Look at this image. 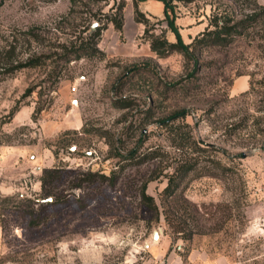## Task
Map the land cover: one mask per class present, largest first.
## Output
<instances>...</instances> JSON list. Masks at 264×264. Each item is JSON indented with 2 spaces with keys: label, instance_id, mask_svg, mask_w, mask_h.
Masks as SVG:
<instances>
[{
  "label": "rangeland",
  "instance_id": "374dc122",
  "mask_svg": "<svg viewBox=\"0 0 264 264\" xmlns=\"http://www.w3.org/2000/svg\"><path fill=\"white\" fill-rule=\"evenodd\" d=\"M164 1L137 5L174 41ZM167 1L192 57L156 56L132 0H0V264H264L263 18ZM212 17L231 34L194 40Z\"/></svg>",
  "mask_w": 264,
  "mask_h": 264
},
{
  "label": "trees",
  "instance_id": "16d2710c",
  "mask_svg": "<svg viewBox=\"0 0 264 264\" xmlns=\"http://www.w3.org/2000/svg\"><path fill=\"white\" fill-rule=\"evenodd\" d=\"M185 1L190 2L192 0H185ZM251 1L253 2L255 8L258 9V12L253 13L252 15H249V16L254 18L258 14L260 15L261 18H263L262 22L264 23V5L258 4L256 0H251ZM123 6H124L123 3L117 4V6L115 7V12L117 14V17L108 19V21L112 23L113 27L117 31H121L122 26H123V18H122ZM132 6H133L134 21L140 22L144 25V34H146L145 39L148 41L149 49L153 53H155L156 56L163 57L166 54L170 53L171 51H179V52H183L187 57H190V56L192 57V52L190 50L191 43L183 42V40L181 39V36L179 35L173 23V19H171L168 16L167 7L169 6V3L167 0L164 1V12H165V17L167 19L168 27L175 34L174 41L168 40L162 33L160 34L149 33L148 28H147L148 18L144 15V13L141 10L138 9L137 0H132ZM209 25H211L214 28L212 29H210L209 27L206 28L200 33L201 37L194 38V40L196 41L198 40V42L199 41L203 42L205 38H208L209 40H213L217 42L220 39H226V37L231 34L232 32L231 30L233 28V26H229L226 23L220 24L217 17H212V20L210 21ZM101 28L102 27L100 28L97 27L94 31L90 32L87 35L89 46L81 54H87L89 51L93 52L97 50L95 46L100 37ZM191 169H192V165H186L184 163V164L178 165L174 169V172L180 173L181 175H183L189 172ZM52 172H53L52 169H48L44 171V173L40 177L42 187L45 184V179L52 177ZM176 188H177V185L174 183V175L171 174L167 177V183L165 187L163 188L162 193L164 195H172L175 192ZM47 195H51V194L48 193ZM141 202L152 210H157L158 208L157 203L155 202L153 196L146 194L144 190L141 191Z\"/></svg>",
  "mask_w": 264,
  "mask_h": 264
},
{
  "label": "crops",
  "instance_id": "0c3cea01",
  "mask_svg": "<svg viewBox=\"0 0 264 264\" xmlns=\"http://www.w3.org/2000/svg\"><path fill=\"white\" fill-rule=\"evenodd\" d=\"M258 1L261 2V3L264 2V0H258ZM128 23H129V21H128ZM126 24H127V19L125 20L124 27H125ZM115 43L116 42H115V39L113 37V41H111V44L112 45H116ZM247 87H248V81H247L245 76L241 75V76H238L235 79V81L233 82V84L231 86V91H232V93H237V92H241V91L246 90Z\"/></svg>",
  "mask_w": 264,
  "mask_h": 264
},
{
  "label": "water",
  "instance_id": "95a60500",
  "mask_svg": "<svg viewBox=\"0 0 264 264\" xmlns=\"http://www.w3.org/2000/svg\"><path fill=\"white\" fill-rule=\"evenodd\" d=\"M96 25V23H93L92 24V26H91V29H94V26ZM50 197H47L46 199H44V200H47V201H50ZM157 236H158V232L156 231V230H154L153 232H152V238L153 239H156L157 238Z\"/></svg>",
  "mask_w": 264,
  "mask_h": 264
}]
</instances>
